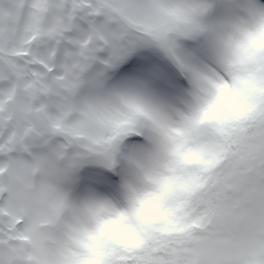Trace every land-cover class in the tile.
<instances>
[{
    "label": "snow or ice",
    "instance_id": "snow-or-ice-1",
    "mask_svg": "<svg viewBox=\"0 0 264 264\" xmlns=\"http://www.w3.org/2000/svg\"><path fill=\"white\" fill-rule=\"evenodd\" d=\"M0 264H264V0H0Z\"/></svg>",
    "mask_w": 264,
    "mask_h": 264
}]
</instances>
